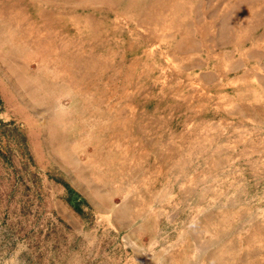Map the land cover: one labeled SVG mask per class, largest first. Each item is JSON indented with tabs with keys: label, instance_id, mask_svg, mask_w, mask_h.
Listing matches in <instances>:
<instances>
[{
	"label": "rangeland",
	"instance_id": "374dc122",
	"mask_svg": "<svg viewBox=\"0 0 264 264\" xmlns=\"http://www.w3.org/2000/svg\"><path fill=\"white\" fill-rule=\"evenodd\" d=\"M177 3L0 0V264H264V111L248 123L232 106L264 110V93L239 97L233 79L241 71L228 66L212 79L203 76L215 67L192 63L208 62L210 47L216 46L209 35L196 33L204 49L180 56V42L193 35L160 25L167 15L176 18ZM234 19L237 28L243 24ZM199 20L205 31H216L208 13ZM150 24L152 29H144ZM259 34L256 30L253 37ZM238 40L229 46L245 48ZM255 48L263 51V43ZM234 53L238 58L239 51ZM49 61L51 67L41 65ZM22 67L30 75L21 73ZM7 70L15 80L39 75L42 89L57 93L41 94L44 101L40 94H23ZM125 70L132 71L126 80ZM100 83L104 98L96 94ZM88 86L93 91L87 94H94L86 100L89 106L107 110L111 102L130 123L135 106L140 123L151 125L145 138L158 141L156 155L166 160L170 177L157 172L154 156L137 154L136 171H124L126 178L106 174L116 175L99 188L110 192L109 201L95 205L97 196L90 192L103 182L84 179L91 174L84 172L87 154L95 149L84 145ZM191 121L199 139L183 145L177 136ZM246 126H255L248 144ZM109 146L133 166L122 148ZM254 147L261 153L250 154ZM181 158L184 167L178 169ZM125 200L130 216L117 220L112 210ZM198 212L212 217V225L192 226ZM176 253L182 262L171 258Z\"/></svg>",
	"mask_w": 264,
	"mask_h": 264
},
{
	"label": "crops",
	"instance_id": "0c3cea01",
	"mask_svg": "<svg viewBox=\"0 0 264 264\" xmlns=\"http://www.w3.org/2000/svg\"><path fill=\"white\" fill-rule=\"evenodd\" d=\"M204 13H208V16H210L212 18L213 24H214V30H216L215 32L211 31V30H208V32L205 31V26L199 20L200 17H202L204 15ZM192 14L194 16H196V20L190 21L189 16ZM234 18L242 19L243 24L237 28L235 26L236 21H234L235 20ZM22 19H24V17H22ZM160 25L164 26V28L174 29L176 31L184 30L185 32H188L186 34L193 35V37L184 38L185 40L179 44L180 46H178L177 51L180 52V54H182L180 56L184 57V58H186L188 55H190V53L200 52L201 50L204 49V48L203 49L201 48L202 47L201 38H195L194 37V35H197L196 33H201L202 35L204 34V35L210 36L209 37L210 43L216 44V46L210 47V49H211L210 53L211 54L209 56L208 62L207 63H201L200 59H199V61L192 63L194 66H196V65L206 66V64H207V66L215 67L214 72H212V71L206 72L203 75V76L206 75V78L212 79V77H214V75H216V74L218 76V69L224 68V66H228V67H230L229 69L232 72L237 73L238 71H241L239 76H236V78L233 79L234 83L239 84V86L236 87L237 90H239V91H237L235 89V94L240 93L239 97H241V98L244 97V95L247 94V91H248V94H256L258 92L264 93V79H263L264 76L260 75V73H259V69H260L259 66L264 69V49H263V51L260 52V51H257L255 48V46H257L259 43H263V47H264V0H207V1L206 0H199L196 4H194V2H192V1L187 2V0L186 1L185 0H178L176 18H171L170 15H167L166 18H163L161 20ZM29 26H32L31 23H29ZM153 26H154V24L146 25L144 27V29H147L149 31L150 29H152ZM217 26L220 28L218 29ZM32 29H33L32 34H35L34 27ZM242 30H244V31H242ZM256 30H260V34H259V37L257 39L255 37H253V33ZM191 31H192V33H191ZM243 34L246 35V37L244 39V42L246 44L245 48L233 49L231 46H229L230 44L233 43V41L238 40L239 35L242 36ZM211 35H213V36H211ZM242 40H243L242 38H239V40H238L239 45L244 43ZM0 41H2V39H0ZM217 44H219L221 46L217 47ZM152 48L153 47H151V49ZM215 48H219L221 51L217 52V51H215ZM207 50H209V49H207ZM234 50L239 51L240 54H239L238 58H236ZM257 54H259V56ZM166 59L168 62H170L169 57H166ZM247 61H249V63H247ZM41 65L43 67H51L50 61L43 63ZM133 65L134 66L136 65L135 62H132L130 64V68H133L134 67ZM129 71H131V70H129ZM7 72H8V74L10 73L12 75L11 76L12 80L16 81V82H13V84L15 83L14 85L17 88H19V91L23 92V94H29V93H31V94H55L56 93L54 90L50 92V90L45 91L44 89H41V87H42L41 85L43 82H41L42 79L40 80L38 75H36V76L34 75L35 77H33L34 78L33 81L32 80H25V79L23 80V79H18V78L15 80L12 72L10 70H7ZM24 72H25V75H28V74L30 75L29 70L25 71V68H23V71L21 73H24ZM131 72H126V70H125V72H122V75H124L125 80H126V78H129L131 76L128 74ZM224 72L226 73V71H224ZM254 73H256V75ZM32 76H33V74H32ZM253 79L256 80L255 81L256 83L253 81ZM24 82H25V84H24ZM29 82H30V84H29ZM35 82L38 84L40 83L39 86ZM21 83H22V85H21ZM102 83H103V81H102ZM259 83H260V85H259ZM24 85H26V86H24ZM33 85L34 86L36 85L35 86L36 89ZM54 85H55V83H54ZM102 85L103 84L100 83V85H98V87L96 88V94H100V95H98V98H104L105 97L104 96L105 94L103 91L104 89L102 88ZM248 86L251 87L250 90H249ZM30 87H31V89H29ZM54 88H55V86H54ZM86 89H87L86 92L84 90V93H86L84 95V107H85L84 108V116L89 114L91 119H90V117L88 119L86 118V120L84 119V145L86 146L88 144V145L94 146L95 149L92 153L87 154V161H86V163H84V172H85L86 167H87L88 171L91 174L88 176H85L84 179L86 178L87 180H90L91 178L92 179L97 178V179L101 180L102 182L104 181L103 184H100L101 187L99 186V183L96 185L98 189L94 190L95 192H93V191L90 192L91 195L97 196V199L94 198L95 205L99 204V203H102V204L108 203L107 195H109L110 192L109 193H107L108 191L104 192V189L99 190V188H102L103 185H106L107 182H109V179L116 177V175L115 176L114 175L107 176L106 174L107 173L108 174L117 173V171H118L121 173L120 174L121 178L122 177L126 178L127 175L124 174L126 171L127 172H128V170L136 171V164H137L136 158L137 157H134V156H136L138 153L143 154L142 158H146V156H148V157L154 156V159L155 160L157 159V161L160 163V166H159V169H157V172L159 174H162L161 175L162 177L163 176L166 178L170 177L169 176L170 174H168L169 173L168 170L164 171V167H163V164H165L166 160L163 158L159 159L156 155L157 154L156 147H158V145H159L157 143L158 141L157 140H148L149 138L148 139L145 138L146 136L144 135V132H147L149 128H150L149 131L152 130L151 125L147 127V124H146V127H145L142 125V123H140V121L138 120L137 115H136L135 106L132 107L133 108V115H134L132 117L133 123L129 122L127 124L128 120H122L120 118V115L122 113H120L119 110L117 111L115 109V105H113V103H111V102H110V104H108V107H110V108H107V110H105V107H95L94 105L89 106V103L86 100L93 99L94 94H92V97H91L87 93L91 94L93 91V88L88 86ZM249 92H251V93H249ZM69 94H70V92H69ZM224 95L227 96V94H224ZM45 103H44V105H45ZM232 106H234L235 109H237V110L240 109L238 111H240L241 113L245 112L243 114V116L246 120H248V123L254 119L255 113L262 115L261 113L263 112V110H258V112H256L255 111L256 107L253 106L252 104L251 105L250 104L242 105L240 108H238L237 107L238 105L234 102V105L232 103ZM248 106H250L251 108ZM180 107H183V106H180ZM253 114H254V116H253ZM135 118H136V120H135ZM246 127H247V132H248L249 136L252 137V131L255 129V126H246ZM104 133H105V136H104ZM131 133H133V134H131ZM99 134H101V135H99ZM187 136H189V137H187ZM192 136H193V138H192ZM249 136H247L245 138V141H248L247 144L249 143V140H250ZM108 137H110V138H108ZM177 137H178V139L182 140L183 145H187L190 143L194 146L197 142L196 139H199V135H196V128H195L194 122L193 121L189 122L187 124V127L185 128V130H183ZM129 140L132 142H129ZM190 140H192V141H190ZM132 143H134V145H135L134 149L130 148V147L133 148V146H134ZM109 144L114 145V146H119L120 148H122V152L124 155H126V156L130 155L129 158H130L131 162H129V163H131L134 167L133 166L127 167L126 163H125L126 160L124 159L125 157H121L120 154H119V156H120L119 157L117 155L118 153H116L115 151L110 149ZM139 150H141V151H139ZM260 153H261V151L258 147H254L250 151V154H260ZM139 158H140V156H139ZM183 162H184L183 158H181L179 161H177V163H178L177 168L178 169H181L184 167ZM123 168H124V170H123ZM127 168H129V169H127ZM82 169H83V167H82ZM106 169H108V170H106ZM101 176L103 177V179ZM134 176H136V175H134ZM104 193L106 195L105 199H103L104 198L103 196H105ZM100 196L103 197L101 199L102 201L99 198ZM128 203H129V201L125 200L123 205H121L118 209H116V210L111 209L113 212L114 211L116 212V213H114V215H115V218L117 220H119L120 218H126L127 216L128 217L130 216L129 212H131V207L129 205H127ZM198 211H200V209H198ZM197 215L198 216L200 215V216L199 217L195 216L196 218L192 220V222H194V223H192L193 224L192 226L204 227L206 224L210 225V226L212 225L213 222L210 220V218H208V214L206 215L203 212L202 213L198 212ZM120 220H122V219H120ZM144 225L146 226V224H144ZM146 227H151V226L149 224ZM183 242H186V241L184 240Z\"/></svg>",
	"mask_w": 264,
	"mask_h": 264
},
{
	"label": "bare ground",
	"instance_id": "6f19581e",
	"mask_svg": "<svg viewBox=\"0 0 264 264\" xmlns=\"http://www.w3.org/2000/svg\"><path fill=\"white\" fill-rule=\"evenodd\" d=\"M105 1H106V0H105ZM109 1H110V0H109ZM93 2H94V0H93ZM96 2H97V1H96ZM111 2H113V1H111ZM97 3H98V2H97ZM100 3H102V1H101ZM8 4H9V3H8ZM92 4H93V3H92ZM95 4H96V3H95ZM6 5H7V4H6ZM47 12H48V10H47ZM44 13H45V12H44ZM209 17H210V16H209ZM38 24H39V23H38ZM6 26H7V25H6ZM10 27H11V26H10ZM34 27H35V26H34ZM11 29H12V28H11ZM6 30H7V29H6ZM1 31H2V29H1ZM32 31H33V30H32ZM51 31H52V29H51ZM7 32H8V31H7ZM27 33H28V31H27ZM191 33H192V31H191ZM9 36H10V34H9ZM13 36H15V35H13ZM13 36H12V37H13ZM19 36H20V35H19ZM26 36H27V35H26ZM3 37H4V36H3ZM7 37H8V36H7ZM10 38H11V37H10ZM40 38H41V37H40ZM49 38H50V37H49ZM5 39H6V38H5ZM5 39H4V40H5ZM24 39H25V38H24ZM18 40H19V39H18ZM41 40H42V39H41ZM57 40H58V39H57ZM25 41H26V40H25ZM34 41H35V39H34ZM36 41H37V40H36ZM39 41H40V40H39ZM42 41H43V40H42ZM183 41H184V40H183ZM183 41H182V42H183ZM0 42H1V41H0ZM2 42H3V41H2ZM14 42H15V41H14ZM14 42H13V43H14ZM57 42H58V41H57ZM10 43H11V42H10ZM30 43H31V41H30ZM52 43H53V42H52ZM55 43H56V42H55ZM180 43H181V42H180ZM185 43H186V42H185ZM27 44H28V43H27ZM27 44H26V45H27ZM34 44H35V43H34ZM41 44H42V43H41ZM2 45H3V44H2ZM9 45H10V44H9ZM21 45H22V44H21ZM65 45H66V44H65ZM13 46H14V44H13ZM28 46H29V45H28ZM31 46H32V45H31ZM33 46H34V45H33ZM33 46H32V47H33ZM36 46H38V45H36ZM43 46H44V45H43ZM45 46H46V45H45ZM55 46H56V45H55ZM61 46H63V45H61ZM182 46H183V45H182ZM10 47H11V45H10ZM16 47H17V44H16L15 48H16ZM32 47H31V48H32ZM34 47H35V46H34ZM34 47H33V48H34ZM35 48H36V47H35ZM35 48H34V49H35ZM40 48H41V46H40ZM60 48H61V47H60ZM23 49H24V48H23ZM41 49H43V48H41ZM13 50H14V49H13ZM16 50H17V49H16ZM21 50H22V48H21ZM9 51H10V50H9ZM22 51H23V50H22ZM22 51H21V52H22ZM40 51H41V50H40ZM80 51H81V50H80ZM80 51H79V52H80ZM251 51H252V50H251ZM24 52H26L25 49H24ZM249 52H250V51H249ZM249 52H248V53H249ZM256 52H257V51H256ZM15 53H17V52H15ZM43 53H44V52H43ZM53 53H54V52H53ZM53 53H52V54H53ZM64 54H65V53H64ZM64 54H63V55H64ZM10 55H11V54H10ZM12 55H13V54H12ZM49 55H50V54H49ZM55 55H57V54H55ZM58 55H59V54H58ZM257 55L259 56V54H257ZM14 56H17V55L15 54ZM20 56H21V55H20ZM20 56H19V57H20ZM22 56H23V55H22ZM22 56H21V57H22ZM53 56H54V55H53ZM60 56H61V55H60ZM78 56H80V55H78ZM255 56H256V55H255ZM258 56H257V57H258ZM21 57H20V58H21ZM257 57H256V58H257ZM23 58H24V57H23ZM27 58H28V57H27ZM43 58H44V57H43ZM83 58H84V57H83ZM21 59H22V58H21ZM25 59H26V58H25ZM57 59H58V58H57ZM63 59H64V58H63ZM98 59H99V58H98ZM6 60H7V59H6ZM34 60H35V59H34ZM67 60H68V59H67ZM25 61H26V60H25ZM27 61H28V60H27ZM42 61H43V60H42ZM55 62H56V61H55ZM44 63H46V62H44ZM50 63H51V62H50ZM80 64H81V63H80ZM84 64H85V63H84ZM262 64H263V63H262ZM63 65H64V64H63ZM51 66H52V65H51ZM76 66H77V65H76ZM103 66H104V65H103ZM9 67H11V66H9ZM62 67H63V66H62ZM64 67H65V66H64ZM236 67H237V66H236ZM12 68H13V67H11V68H9V69H12ZM22 68H23V67H22ZM22 68H21V69H22ZM38 68H39V67H38ZM59 68H60V67H59ZM68 68H69V67H68ZM99 68H100V67H99ZM234 68H235V67H234ZM50 69H51V68H50ZM66 69H67V68H66ZM17 70H19V69H17ZM26 70H28V69L26 68ZM26 70H25V71H26ZM41 70H42V69H41ZM48 70H49V69H48ZM256 70H257V69H256ZM22 71H23V70H22ZM64 71H65V70H64ZM37 72H38V71H37ZM49 72H50V70H49ZM66 72H67V71H66ZM66 72H64V73H66ZM73 72H74V71H73ZM73 72H72V73H73ZM257 73H258V72H257ZM42 74H43V73H42ZM42 74H41L40 76H43V75H44V74H43V75H42ZM62 74H63V73H62ZM74 74H75V72H74ZM76 74H77V73H76ZM76 74H75V75H76ZM254 74L256 75V73H254ZM28 75H29V74H28ZM45 75H46V74H45ZM53 75H54V74H53ZM55 75H56V74H55ZM59 75H60V74H59ZM209 75H210V74H209ZM252 75H253V74H252ZM23 77H25V76H23ZM27 77H28V76H27ZM38 77H39V75H38ZM47 77H48V76H47ZM57 77H58V76H57ZM70 77H71V76H70ZM70 77H69V78H70ZM77 77H79V76H77ZM19 78H21V77H19ZM53 78H55V77H53ZM21 79L24 80V78H21ZM35 79H36V78H35ZM43 79H44V77H43ZM263 79H264V78H263ZM25 80H26V79H25ZM40 80H41V79H40ZM40 80H39V81H40ZM45 80H46V78H45ZM45 80H44V81H45ZM60 80H61V79H60ZM32 81H33V80H32ZM37 81H38V80H37ZM42 81H43V80H42ZM42 81H41V82H42ZM25 82H26V81H25ZM25 82H24V84H25ZM27 82H28V81H27ZM250 82H251V81H250ZM35 83H36V82H35ZM29 84H30V82H29ZM36 84L39 86L40 83H39V84L36 83ZM43 84H44V83H43ZM43 84H42V85H43ZM45 84H46V83H45ZM21 85H22V83H21ZM58 85H59V84H58ZM65 85H66V84H65ZM259 85H260V83H259ZM261 85H262V84H261ZM24 86H26V85H24ZM24 86H23V87H24ZM33 86H34V85H33ZM35 86H36V85H35ZM35 86H34V87H35ZM46 86H47V85H46ZM59 86H60V85H59ZM59 86H58V87H59ZM251 86H252V85H251ZM65 87H66V86H65ZM65 87H64V88H65ZM248 87H249V86H248ZM260 87H261V86H260ZM24 88H25V87H24ZM66 88H67V87H66ZM250 88H251V87H249V90H250ZM252 88H253V87H252ZM261 88H262V87H261ZM29 89H31V87H30ZM29 89H28V90H29ZM35 89H36V87H35ZM41 89H42V87H41ZM45 89H46V87H45ZM51 89H52V88H51ZM69 89H70V87H69ZM235 89L237 90V88H235ZM240 89H241V88H240ZM33 90H34V89H33ZM47 90H48V89H47ZM52 90H53V89H52ZM65 90H66V89H65ZM241 90H242V89H241ZM36 91H37V90H36ZM40 91H41V90H40ZM45 91H46V90H45ZM56 91H58V90H56ZM237 91H239V90H237ZM237 91H236V92H237ZM245 91H246V90H245ZM251 91H252V90H251ZM50 92H51V91H50ZM58 92H59V91H58ZM253 92H254V91H253ZM256 92H257V91H256ZM40 93H41V92H40ZM45 93H46V92H45ZM53 93H54V92H53ZM56 93H57V92H56ZM249 93H251V92H249ZM68 94H69V93H68ZM239 94H240V93H239ZM247 94H248V91H247ZM37 95H38V94H37ZM46 95H47V94H46ZM55 95H56V94H55ZM84 95H85V94H84ZM53 96H54V95H53ZM80 96H81V95H80ZM40 97H41V99H40ZM48 97H49V96H48ZM51 97H52V95H51ZM54 97H55V96H54ZM54 97H53V98H54ZM91 97H92V96H91ZM36 98H37V96H36ZM85 98H86V97H85ZM39 99H40V100H43L41 94L39 95ZM46 99H47V97H46ZM54 99H55V98H54ZM93 99H94V98H93ZM56 100H57V99H56ZM43 101H44V100H43ZM77 101H80V100H77ZM77 101L75 100V102H77ZM49 102H50V101H49ZM51 103H52V102H51ZM58 103H59V102H58ZM73 103H74V102H73ZM73 103H72V104H73ZM79 103H80V102H79ZM45 104H47V103H45ZM77 104H78V103H77ZM77 104H76V106H77ZM82 104H83V103H82ZM56 105H57V104H56ZM62 105H63V104H62ZM80 105H81V104H80ZM250 105H251V104H250ZM53 106H54V105H53ZM63 106H64V105H63ZM248 107H250V106H248ZM59 108H60V106H59ZM77 108H78V107H77ZM82 108H83V107H82ZM250 108H251V107H250ZM75 109H76V108H75ZM83 109H84V108H83ZM57 110H58V108H57ZM57 110H56V111H57ZM253 110H254V109H253ZM85 111H86V110H85ZM263 111H264V110H263ZM51 113H52V112H51ZM78 113H79V112H78ZM244 113H245V112H243V114H244ZM54 114H55V113H54ZM63 114H64V110H63ZM81 114H82V113H81ZM113 114H114V113H113ZM249 114H250V113H249ZM83 115H84V113H83ZM52 116H53V115H52ZM55 116H56V115H55ZM64 116H65V115H64ZM253 116H254V114H253ZM253 116H252V117H253ZM49 117H50V116H49ZM53 117H54V116H53ZM54 118H55V117H54ZM135 120H136V118H135ZM135 120H134V121H135ZM56 121H57V120H56ZM62 122H63V121H62ZM117 122H118V121H117ZM117 122H116V123H117ZM50 123H51V122H50ZM54 123H55V121H54ZM128 123H129V122H127V124H128ZM51 124H52V123H51ZM56 124H57V123H56ZM53 125H54V124H53ZM53 125H52V126H53ZM63 125H64V124H63ZM52 126H51V127H52ZM57 126H58V125H57ZM51 127H50V128H51ZM62 127H63V126H62ZM62 127H59V128H62ZM77 127H78V126H77ZM94 127H95V126H94ZM106 127H107V126H106ZM59 128H58V130H59ZM53 129H54V128H53ZM66 129H68V128H66ZM130 129H131V128H130ZM188 129H189V128H188ZM50 130H51V129H50ZM63 130H64V128H63ZM71 130H72V129H71ZM76 130H77V129H76ZM85 130H86V129H85ZM92 130H93V129H92ZM54 131H56V130L54 129ZM54 131H51V132H54ZM73 131H74V130H73ZM100 131H101V130H100ZM51 132H50V133H51ZM64 132H65V130H64ZM54 133H55V132H54ZM99 133H100V132H99ZM191 133H192V132H191ZM51 134H52V133H51ZM70 134H72V133H70ZM102 134H103V133H102ZM107 134H108V133H107ZM131 134H133V133H131ZM62 135H63V134H62ZM66 135H67V134H66ZM66 135H64V136H66ZM75 135H76V134H75ZM99 135H101V134H99ZM250 135H251V134H250ZM58 136H60V135H58ZM104 136H105V133H104ZM131 136H132V135H131ZM66 137H67V136H66ZM66 137H65V139H67ZM129 137H130V136H129ZM187 137H189V136H187ZM249 137H250V136H249ZM58 138H59V137H57V139H58ZM108 138H110V137H108ZM133 138H134V137H133ZM62 139H63V136H62ZM120 139H121V138H120ZM120 139H119V140H120ZM129 139H130V138H129ZM134 139H135V138H134ZM187 139H188V138H187ZM250 140H251V139H250ZM250 140H249V141H250ZM107 141H108V140H107ZM124 141H125V140H124ZM190 141H192V140H190ZM121 142H122V141H121ZM127 142H128V141H127ZM51 143H52V142H51ZM60 143H62V142H60ZM63 144H65V143H63ZM105 144H106V143H105ZM122 144H123V143H122ZM58 145H59V143H58ZM61 145H62V144H61ZM65 145H66V144H65ZM103 145H104V144H103ZM105 147H106V146H105ZM130 148H132V147H130ZM56 150H57V149H56ZM128 151H129V150H128ZM106 153H107V152H106ZM102 154H103V153H102ZM115 154H116V153H115ZM138 154H139V153H138ZM117 155H118V154H117ZM127 156H128V155H127ZM119 157H120V156H119ZM75 161H76V160H75ZM97 161H98V160H97ZM114 161H115V160H114ZM116 161H117V160H116ZM109 162H110V161H109ZM109 162H108V163H109ZM118 163H119V162H118ZM125 163H126V162H125ZM125 163H124V164H125ZM72 164H73V163H72ZM78 164H79V163H78ZM113 164H114V163H113ZM71 166H72V165H71ZM110 166H111V165H110ZM114 167H115V166H114ZM77 168H80V167H76V169H77ZM93 168H94V167H93ZM110 168H111V167H110ZM117 168H118V167H117ZM72 169H73V168H72ZM76 169H75V171H76V173H77V170H76ZM80 169H81V168H80ZM86 169H87V167H86ZM102 169H103V168H102ZM104 169H105V168H104ZM111 169H112V168H111ZM113 169H114V168H113ZM78 170H79V169H78ZM81 170H82V169H81ZM106 170H108V169H106ZM123 170H124V168H123ZM79 171H80V170H79ZM98 172H99V171H98ZM102 172H103V171H102ZM102 172H101V173H102ZM111 172H112V171H111ZM117 172H118V171H117ZM101 173H100V174H101ZM105 173H106V172H105ZM109 173H110V172H109ZM103 174H104V173H103ZM107 174H108V173H107ZM99 176H100V175H99ZM101 177H102V176H101ZM120 177H121V176H120ZM113 178H114V177H113ZM102 179H103V177H102ZM103 182H104V181H103ZM99 186H100V184H99ZM100 187H101V186H100ZM94 192H95V191H94ZM104 192H105V191H104ZM107 193H109V191H108ZM102 195H103V194H102ZM104 195H105V193H104ZM105 196H106V195H105ZM107 196H108V195H107ZM103 197H104V196H103ZM103 199H104V198H103ZM91 200H92V199H91ZM108 201H109V200H108ZM103 202H104V201H103ZM114 213H116V212H114ZM117 216H118V215H117ZM119 218H120V217H119ZM211 218H212V217H210V220H211ZM120 219H122V218H120ZM120 219H119V220H120ZM221 222H222V221H221ZM209 229H210V228H209ZM222 238H223V237H222ZM221 241H222V240H221ZM226 245H227V244H226ZM241 246H242V245H241ZM177 254H178V253H176V254H172V255H171V258L174 260V262H175V261H177V262H182L181 260H183V257L179 258ZM182 255H183V254H182ZM206 259H207V258H206ZM222 264H224V263H222ZM232 264H233V263H232Z\"/></svg>",
	"mask_w": 264,
	"mask_h": 264
}]
</instances>
